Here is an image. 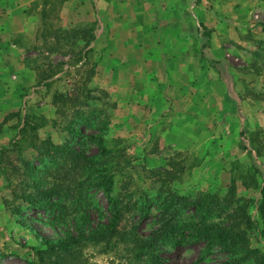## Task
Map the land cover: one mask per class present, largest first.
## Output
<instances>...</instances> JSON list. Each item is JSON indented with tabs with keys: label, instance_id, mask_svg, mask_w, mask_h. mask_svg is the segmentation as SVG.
<instances>
[{
	"label": "crops",
	"instance_id": "crops-1",
	"mask_svg": "<svg viewBox=\"0 0 264 264\" xmlns=\"http://www.w3.org/2000/svg\"><path fill=\"white\" fill-rule=\"evenodd\" d=\"M234 1L240 7L227 0H0V149L16 139L25 115L49 122L32 99L61 71L36 68L74 41L92 52L89 84L121 111L115 127L157 128L159 142L179 149L204 141L214 119H235L210 102L223 100L225 85L208 62L221 59L237 23L229 17L244 16L249 5L264 9V0Z\"/></svg>",
	"mask_w": 264,
	"mask_h": 264
},
{
	"label": "rangeland",
	"instance_id": "rangeland-1",
	"mask_svg": "<svg viewBox=\"0 0 264 264\" xmlns=\"http://www.w3.org/2000/svg\"><path fill=\"white\" fill-rule=\"evenodd\" d=\"M227 1L233 8L241 5L239 1ZM245 10L244 16L229 17V22L234 20L237 23L229 25L230 30L221 45V59L215 60L214 69L225 85L222 89H225V94L223 100L215 101V96L210 100L213 106H227L235 119L226 122L222 116L218 121L214 119V123L205 128L208 135H204V141H197L189 149H179L171 143L159 142L157 128L148 132L149 129L140 126L131 130L118 125L115 127L113 124L122 123L121 111L117 110L108 93L89 84L93 55L90 50L83 54L81 42L78 46L75 41L63 47V51L60 49L61 54L56 53L50 61L46 64L40 62L42 66L36 68L40 74L46 70L52 74L61 71L48 81L46 88L37 90V96L32 99L33 105L49 115V122L40 128L38 135L49 134L54 142L65 138V132L57 130L62 124L61 116L47 109L52 105L53 94L66 92L69 96L77 95L81 100L85 89H89L90 98L86 104L104 112L106 130L102 132L103 142L113 150L104 164L114 169L115 192L124 194L126 201L141 203L145 195L171 191L191 195L210 191L221 196L231 176L235 179L236 196H254L253 189H245L241 180L248 184L252 183L251 180L264 181V151L256 157L252 148L257 145H251L249 141L254 138L259 142L261 135L255 137L254 133L264 129V9L259 12L249 5ZM66 104L63 115L70 112ZM52 120H55L54 125L50 122ZM241 130L244 135L239 134ZM240 141L247 149L251 148L250 154L240 147ZM29 152V149H22L21 155L24 157ZM15 158V152H9L3 163H16ZM6 187L0 178V264H35V249L40 247L41 240L61 236L63 225L51 227L41 211L26 209L23 205L19 213L11 214L2 203L3 199L12 201ZM92 198L99 214L106 215L104 196L95 192ZM15 202L19 204L17 199ZM156 216L157 210L153 208L146 215L127 211L119 226L130 234L145 236L155 227ZM91 219H96L95 213ZM260 245L264 248L263 241ZM200 247L191 245L167 250L161 253V257L164 264H219L224 259L216 251L202 257ZM80 259L83 264H146L144 258L133 257L128 243L117 238L106 243H85Z\"/></svg>",
	"mask_w": 264,
	"mask_h": 264
},
{
	"label": "trees",
	"instance_id": "trees-1",
	"mask_svg": "<svg viewBox=\"0 0 264 264\" xmlns=\"http://www.w3.org/2000/svg\"><path fill=\"white\" fill-rule=\"evenodd\" d=\"M65 34L70 37V33ZM82 37L85 47L91 34ZM215 63L211 60L209 65L215 69ZM85 90L81 100L66 92H57L51 98L55 114L61 116L57 130L65 132L64 139L54 142L49 134L38 135L45 120L40 116L30 120L25 115L16 139L0 149V178L12 198L2 200L6 209L17 214L23 205L41 211L51 227L63 225L61 236L41 240L35 249V264H83L80 251L85 243H106L116 238L128 243L133 257L144 258L146 264H164L162 252L191 245L201 246L202 257L213 251L222 254L224 259L219 264H264V248L260 245L264 242L262 179L251 180V184L241 180L245 189L255 192L252 197L236 196L231 176L221 196L210 191L193 195L171 191L145 195L141 203L126 201L124 194L115 192L114 169L104 164L113 151L103 142L104 112L86 104L90 96L89 89ZM66 103L70 112L63 115ZM50 122L55 124V120ZM239 134L244 135L242 130ZM259 134V142L249 140L257 145L252 148L256 157L264 151V129L254 133L255 137ZM239 143L251 153V148ZM22 149L30 152L23 157ZM13 151L16 163H3ZM95 192L104 196L106 215L98 212L92 198ZM152 208L157 210L155 227L145 236L120 228L124 212L134 210L146 215ZM92 213L96 214L94 221Z\"/></svg>",
	"mask_w": 264,
	"mask_h": 264
}]
</instances>
